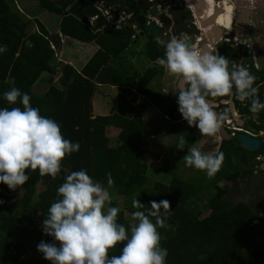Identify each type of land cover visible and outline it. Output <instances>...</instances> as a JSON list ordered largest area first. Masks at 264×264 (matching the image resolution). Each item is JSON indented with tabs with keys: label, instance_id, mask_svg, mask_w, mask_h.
<instances>
[{
	"label": "trees",
	"instance_id": "16d2710c",
	"mask_svg": "<svg viewBox=\"0 0 264 264\" xmlns=\"http://www.w3.org/2000/svg\"><path fill=\"white\" fill-rule=\"evenodd\" d=\"M36 1L41 10L59 17L57 32L50 33L37 19L23 17L13 8L11 0H0V45L5 47L0 53V107L12 106L3 99L4 91L16 87L28 93L30 105L41 115L55 120L62 136L78 142L79 148L62 158L55 178L26 169L29 178L22 184L19 196L5 192L7 187L0 183V264H50L36 250L41 240L52 242L50 236L42 233L41 221L50 203L57 198L55 190L64 176L80 169L123 198L122 208L119 209L117 202H110L108 206L119 209L116 221L126 231L132 223L131 213L137 210L132 207L133 198L144 204V208L149 207L151 200L169 202L171 214L167 227L158 229L160 245L167 249L165 264H264V208L257 210L245 201L231 202L232 187L215 184L213 194L201 195L193 181L176 174L184 165L183 155L201 135L194 125L189 127L181 118L175 92L158 93L148 88L157 73L163 72L157 63L163 56V48L147 42L144 53L152 66L133 78L132 73L113 67L111 60L118 59L131 45L134 30L130 25L115 28L97 8L99 0ZM227 4L224 2V9ZM31 24L35 30L30 29ZM229 27L230 24L226 28L229 30ZM63 41L94 44L97 50L80 69H75L68 63L58 62L57 52ZM221 54L228 56L223 50ZM228 57L235 60L238 55L233 52ZM44 73L49 74L48 87L37 94L33 88ZM53 75H57L56 81ZM254 75L257 85L264 84V71ZM99 86L118 87L119 92L108 115L94 116L92 101ZM263 90L264 86L258 87L257 97L261 100ZM135 93L142 96L137 106L133 105ZM149 104L167 117L165 123L176 127L175 141L160 169L170 177L169 184L160 179L149 183L151 171L143 162L149 140L141 113ZM235 106L252 118L248 101H236ZM257 115L264 117V110ZM108 130H115V145H110ZM181 139L184 140L182 147ZM225 146L235 150L237 158L231 162H238L244 176L252 177L253 169L262 174L255 157L264 153L263 145L253 152L223 141L219 151ZM106 173L111 174V185L106 182ZM238 176L234 172L222 177L234 183ZM207 209L209 214L201 217ZM125 212L130 215L129 219ZM122 243L111 248L108 254L118 255ZM28 248L31 254L25 259Z\"/></svg>",
	"mask_w": 264,
	"mask_h": 264
},
{
	"label": "clouds",
	"instance_id": "9594fccd",
	"mask_svg": "<svg viewBox=\"0 0 264 264\" xmlns=\"http://www.w3.org/2000/svg\"><path fill=\"white\" fill-rule=\"evenodd\" d=\"M157 44L163 47L158 64L177 83V111L200 135L211 136L223 120L224 127L225 121L230 120L225 118L227 107L218 110L217 98L248 101L252 118L264 110V100L257 97V77L247 67L238 64L230 67L228 58L217 49L192 46L184 33L158 39ZM4 50L0 45V53ZM2 97L12 106L0 107V183L10 190L17 188L29 178L26 169L55 178L62 158L77 151L79 143L64 138L55 120L32 107L28 93L12 87ZM219 102L228 104L229 99ZM183 144L181 139V147ZM223 159L222 151L202 152L195 147L183 155L185 167L203 170L209 178L219 170ZM105 175L111 185V174ZM55 191L57 198L41 221L42 233L50 236L52 242L41 240L36 245V250L50 264H165L167 249L160 245L158 229L167 227L171 214L167 200H151L149 207L144 208L133 198L131 204L137 210L131 213L132 223L126 231L116 221L119 209L108 206L111 199L108 189L84 169L65 175ZM121 242L119 254L109 255V250Z\"/></svg>",
	"mask_w": 264,
	"mask_h": 264
},
{
	"label": "rangeland",
	"instance_id": "374dc122",
	"mask_svg": "<svg viewBox=\"0 0 264 264\" xmlns=\"http://www.w3.org/2000/svg\"><path fill=\"white\" fill-rule=\"evenodd\" d=\"M11 1H12L13 8L15 7V9L18 10L23 15V17L31 21H34L35 19L39 20L52 33L54 30L57 29L59 17L47 11L41 10L36 0H11ZM230 3L233 5V8L235 6L234 13L237 16L239 25L244 27V29H246V31H242V30L240 31L242 32L240 36L248 35L249 37V42H246V43L248 44L250 43L249 44L250 53H248L250 60H252L257 65H259V67L261 66L264 68V52H263L264 51V0H242V3H240V0H233ZM231 16H232V13L230 17ZM34 28H36L35 25L31 24L30 29L34 30ZM236 31H237L236 33L238 34L239 33L238 29H236ZM236 38H238V36ZM144 46H145V40L140 38L135 44H131L129 48H127L120 55L118 59H115V61L119 60L122 63H124L125 60L128 61L127 67L125 69L133 70L132 72L136 70V78L143 75L144 72L147 70V68H150L152 66L151 61L146 57V54L144 53ZM70 54H73V52L71 51ZM249 57L246 56L247 59ZM130 61L133 62V68L129 67V65L132 64ZM126 72L128 74L131 73L130 71H126ZM48 77H49V74H46V73L41 75L40 79L34 85L33 89L35 93L40 94V93H43L47 89ZM53 80L54 81L57 80V75H53ZM166 84L168 85L171 84V86H175L176 81L174 80V78L168 76L166 70L163 69L162 73L158 72L157 75L150 81L148 88H150L153 91L159 92L160 86H164ZM101 92H103L104 94H107L108 91L102 90ZM110 92L111 93L109 97L111 98H104L97 93V95L94 96L93 101L100 102V103L102 101L103 103H105L106 107H110L112 105L114 96H116L117 94V91L110 90ZM135 99H137L136 96H135ZM218 108H220V110H223L225 106L219 105ZM163 117L164 115H162V113L160 112V114L156 118H154V120L147 121V126L150 129L149 136L151 135L154 136L153 135L154 133L156 135V132L159 131L160 129L163 130L162 133L160 131L161 135L154 136L155 141L154 143L153 142L152 143L155 145L149 149L147 148L148 153L146 155V158L148 159V162H150L148 164H150L152 168L157 167L156 170H159V165H160V162L162 161V156L164 157L165 155L168 154L169 147L170 145L173 144V141H175V138H176L175 134L177 133V131H175L176 127H174L173 125H170V123H165V120L163 119ZM172 127H174V131ZM108 134L111 139L110 145H115V142H116L114 139L116 136L115 130H112V131L108 130ZM166 137H168V139ZM199 139L198 141H196L197 143L194 144L193 147L199 149L202 152H211L212 149H214L215 146H212L209 150H207L206 148H202L203 145L205 144V139L204 138L202 140H199ZM191 148L192 146L189 149ZM222 152L224 154L223 163L220 166L219 170L212 177L210 178L207 177L203 170L194 169L190 166L185 167V164L177 169L176 171L177 176L183 179L189 180V181H193L195 183L194 187L196 188V191L200 190L201 195L210 196L211 194H213L215 184H217L220 187L222 186H226L228 188L232 187L231 188L232 192L230 194L231 202L245 201V202L250 203L257 210L264 208V179L261 178L262 185H260L261 194L259 196L255 195L254 193L255 191L253 189L248 188V185H247L248 178L245 179L246 185L244 189L242 182L238 180L240 176H244L241 173V169L238 166V162L236 161H235L236 163L231 162V159L235 160L237 158L235 155V150L232 147L225 146L222 149ZM182 163H184V160L182 161ZM234 172H238L239 174L236 182L232 183V182L225 181L223 179L222 176L225 173L227 175H230ZM158 175H161V176H157V175L153 177L150 176L149 183H152L154 180L160 179L164 181L165 183L169 184L170 179L167 177V175L163 174L162 172L158 173ZM256 175H259V177L262 176L261 174H258V172L256 173ZM250 179H251L250 182L254 180L253 177ZM216 181H219V182L217 183ZM102 186L106 187L109 191V194L111 197L109 203L117 202L119 209L122 208L124 201H123V198L118 197L116 190H114L111 187L105 186V185H102ZM22 187L23 185H20L17 188L12 189V190L8 189L7 187L6 188L7 190L5 192L13 196H19L21 193ZM209 212H210L209 209L204 210L201 214V217L207 216ZM125 214H126L125 215L126 219L127 218L129 219L130 215L127 214V212H125ZM30 254H31V251L28 248V254H26L25 259H28Z\"/></svg>",
	"mask_w": 264,
	"mask_h": 264
},
{
	"label": "flooded vegetation",
	"instance_id": "af4514ba",
	"mask_svg": "<svg viewBox=\"0 0 264 264\" xmlns=\"http://www.w3.org/2000/svg\"><path fill=\"white\" fill-rule=\"evenodd\" d=\"M130 1L133 3L134 8L137 10L136 15H133L130 12L128 6L126 5V0H99L96 3V6L103 14V16H105L106 19L110 21L115 28H121L126 25L131 26V28L134 30V35L132 38L134 39V37L137 36L133 44H135L140 38L145 40V45L147 44V42L157 43L154 40V36H152L145 28L146 24L151 21L158 30L157 37L160 40H166L172 35L179 36L180 33H184L192 46L215 48L220 54L223 50L225 52H228V56H231L233 52H236L238 57L235 60L227 56L230 67L234 64L243 65L247 67L248 70L253 74L262 72L264 70L263 67H259V65L250 60V57L248 55V53H250V43H246L249 42V37L248 35L240 36V34L242 33L240 31H246V29L239 25V21L237 20V16L235 15L234 11L231 17L229 30L228 28H226V17L228 15H231L232 7L231 9H229L228 6L231 5L227 4L226 9H224V2H228L230 0H214V4L211 6V8L208 5L211 4V0ZM240 3H242V0H240ZM153 10L154 12H152ZM137 15H140L144 18L143 25H139L136 22L135 18ZM217 18H220L222 20L219 25L218 23H216V20L218 21ZM236 29H238V34L236 33ZM237 36L238 38H236ZM246 56H248L249 58L247 59ZM163 69L164 68L162 67V70ZM258 86H264V84L259 83ZM174 89V92H176L177 83ZM221 99H229V101L233 102V108L236 115L238 116L237 118H234L230 109V104L220 103L219 101ZM262 100H264V90L262 93ZM236 101L237 100H235L234 97L217 98L218 106L223 105L225 106V108L227 107L229 109L228 114L225 118L230 119L231 124H228L225 127L227 132L232 134V137L231 140L227 142L234 143V145L236 146H240L237 141V136L238 134L242 133L247 134L254 139H257L260 142L259 149L262 148V145L264 148V117L256 115V118H250L245 114L240 113L235 106ZM218 110H220V108H218ZM222 143L223 141L221 140V144ZM258 157L262 159V163L259 164L260 169V167L264 165V153L259 154ZM256 173V171H253L252 173V177L254 178L252 182H250V178L252 177L247 176H240L238 180L242 182L245 189V179L248 178V188L253 189L255 191V195L259 196L261 194V178L264 179V177H262L264 176V172L260 177L259 175H256Z\"/></svg>",
	"mask_w": 264,
	"mask_h": 264
},
{
	"label": "crops",
	"instance_id": "0c3cea01",
	"mask_svg": "<svg viewBox=\"0 0 264 264\" xmlns=\"http://www.w3.org/2000/svg\"><path fill=\"white\" fill-rule=\"evenodd\" d=\"M35 29L36 28H34V30ZM46 29L48 30V28H46ZM49 32L52 33L51 31H49ZM54 32H57V29L54 30L53 33ZM96 50H97V46L94 45V44L68 43L66 41H63V44L61 46L60 51L57 52V59H58V62L62 61L64 63H68L69 65L73 66L75 69H80L83 66V64L93 55V53ZM71 51L73 52V54H70ZM130 62L132 64H130L129 67L133 68V62L132 61H130ZM111 64L115 68L117 67V68H120L122 70H126L125 68L127 67L128 61L125 60V62L122 63L119 60L115 61V59H112L111 60ZM126 71H130L132 73V77L136 78V70H134V72H132L133 70H126ZM165 77H167V76H165ZM174 87L175 86H171V84L170 85L166 84L164 86H160V91L158 93H164L163 90H165L167 92L168 91H173L174 92V90H175ZM102 90L108 91L107 94H104L103 92H101ZM110 90H116L117 93L119 92V88L118 87H114V86H99L97 88V93L99 95H101L102 97H104V98H111V97H109L110 93H111ZM136 98H137V99H135L136 101H134V103H133L134 106H137L141 102L142 96L136 94ZM154 107H155L154 105L150 104L146 108V110L141 113L142 119L144 120V122L146 124H147V121L154 120V118H156L160 114V112ZM109 109H110V107H106L105 103H103L102 101H101V103L92 101V112H93L94 116L108 115L109 114ZM163 119L166 120L167 117H163ZM147 131H148V139L150 141L149 144H148V149H149V148H151V147H153L155 145V144H153L154 141H155L154 136L161 135L163 130L160 129L159 131L156 132V135H155V133L153 134L154 136H152V135L149 136L150 129H149L148 126H147ZM160 131H161V133H160ZM166 138L168 139V137H166ZM203 138L205 139V144L203 145L202 148H206L207 150H209L212 146H215L214 149H216V150L212 149V151H211L212 153H215L217 150L220 149L221 139L217 135L213 134V135L209 136V135H206V134H201V137H200L199 140H202ZM196 143L197 142H195L194 144H196ZM193 145H192V148H193ZM147 153L148 152L146 150L145 154L143 155V162L149 167V170L151 171V175L150 176H152V177L156 176V175L157 176H161V175H158V173H160V169H161V167L163 165V162H164V160L166 158L165 157L166 155L164 157L162 156V161L160 162L159 170H156L157 167L152 168L150 166V164H148L150 162H148V159L146 158ZM260 169L262 170L263 168L261 167ZM168 178L170 179V177H168Z\"/></svg>",
	"mask_w": 264,
	"mask_h": 264
},
{
	"label": "water",
	"instance_id": "95a60500",
	"mask_svg": "<svg viewBox=\"0 0 264 264\" xmlns=\"http://www.w3.org/2000/svg\"><path fill=\"white\" fill-rule=\"evenodd\" d=\"M126 5L128 6L130 12L133 15L137 14V10L134 8L133 3L130 0H126ZM152 12H154V10ZM135 20L139 25L144 24V18L140 15H137ZM145 28L152 36H154V40L157 42V40L159 39L157 37L158 30L156 29L153 22H151V21L148 22L146 24ZM216 33H217V31H216ZM136 38H137V36H135L134 39L132 40V44L135 42ZM229 104H230V109H231L233 116L237 118L238 116L236 115V113L234 111L233 102L229 101ZM223 125H224V120L221 122V124H220V126L217 129L215 134L218 135L220 137V139L223 141H230L231 137ZM237 141L241 147H243L249 151H257L259 148V145H260V142L257 139H254V138L248 136L247 134H242V133L238 134Z\"/></svg>",
	"mask_w": 264,
	"mask_h": 264
},
{
	"label": "bare ground",
	"instance_id": "6f19581e",
	"mask_svg": "<svg viewBox=\"0 0 264 264\" xmlns=\"http://www.w3.org/2000/svg\"><path fill=\"white\" fill-rule=\"evenodd\" d=\"M205 1H208V0H205ZM226 3H229L231 6H228L229 9H231L232 7V4L228 1ZM214 4V0H211V4H208L209 7L211 8V6ZM232 14H233V7H232ZM222 15V14H221ZM219 17V16H218ZM232 17V16H231ZM231 17L230 15H228L226 18H227V21H226V26H228L230 24V21H231ZM218 19V18H217ZM222 22V20L219 18L218 21L216 20V23H218V25ZM217 25V24H216ZM217 25V26H218Z\"/></svg>",
	"mask_w": 264,
	"mask_h": 264
},
{
	"label": "built area",
	"instance_id": "2783aa9c",
	"mask_svg": "<svg viewBox=\"0 0 264 264\" xmlns=\"http://www.w3.org/2000/svg\"><path fill=\"white\" fill-rule=\"evenodd\" d=\"M93 19H94V18H91V20H93ZM225 123H226V125L231 124L230 120H226ZM235 129H236V128H235ZM257 159H260V157H257ZM261 160H262V159H261Z\"/></svg>",
	"mask_w": 264,
	"mask_h": 264
}]
</instances>
